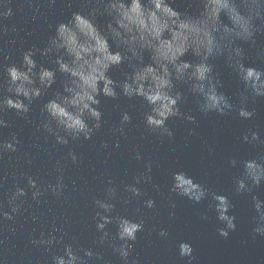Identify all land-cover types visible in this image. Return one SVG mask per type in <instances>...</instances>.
Listing matches in <instances>:
<instances>
[{
	"label": "clouds",
	"instance_id": "clouds-1",
	"mask_svg": "<svg viewBox=\"0 0 264 264\" xmlns=\"http://www.w3.org/2000/svg\"><path fill=\"white\" fill-rule=\"evenodd\" d=\"M55 2L50 0L48 7L51 8ZM2 7L0 18H10L13 15L10 0H4ZM81 9L72 12L67 21L55 25L45 47L29 48L21 53L19 64L3 65L6 80L0 84L4 92L0 96V128L11 127L3 118L8 111H14L16 117L27 120L33 103L45 97L57 83L59 88L42 103L40 112L43 118L37 130H42L64 146L70 139L90 140L102 128L101 96L111 100L124 97L129 101L138 98L145 107V128L169 139L173 137L167 123L170 119L184 118L195 122L193 115L181 109L188 100L185 91L195 98L197 109L204 116L211 113L225 116L232 111L245 120L255 116V111L250 110L247 103L249 97L253 102L264 97V68L246 66L245 49L241 45L254 47L256 37L264 36V0H195L193 11L177 10L170 0H86ZM99 17H105L102 23ZM9 31L15 32V26L11 29L7 25L0 26V34L7 35ZM189 54L193 59H184ZM37 55L48 57L49 64L53 66L39 63L35 59ZM260 55L264 59V52ZM220 58L244 86L239 105L233 104L220 90L223 83L214 63ZM114 68L120 71L122 79H113L109 75ZM131 121L132 116L127 111L122 112L119 125L112 129L113 134L126 135L124 126ZM249 131L251 137L245 134V142L264 144L258 132ZM19 144L16 136L0 141V159L6 154L11 157L18 151ZM116 147H119L118 143ZM68 155L73 163L77 162L73 152L69 151ZM135 158L141 159L138 151ZM230 163L236 166L237 160L232 159ZM240 163L243 175L235 179V190L252 193L264 182V154ZM146 172L149 174L135 176V183L126 185L125 191L134 197L143 196L144 192L136 185L142 181L152 182L151 162L146 165ZM26 179L28 187L35 189L32 198L39 202L43 192L31 176ZM171 180L169 193L186 197L196 204L210 197L213 202L210 206H214L218 220L225 225L217 231L222 237H228L229 232L235 229L236 219L229 215L234 207L229 198L211 191L184 171L173 172ZM107 183V199L93 200L98 243L104 245L110 240L120 241L119 244L110 243L109 247L123 264H138L135 259L129 261V257L137 234L144 230V220L112 216L115 204L111 201L115 200L117 189L112 186L114 182L111 179ZM14 187L15 191L7 201L11 211H0L5 220H12L14 214L20 212L21 204L17 201L27 196V190L18 183ZM62 188V177L58 178L56 185H48L57 198L62 196ZM252 201L257 213L253 217L256 224L253 232L264 236V201L255 195ZM128 202L124 201L125 204ZM144 205L152 209L155 201L146 199ZM170 206L174 208L175 203L170 201ZM109 224L116 225L115 236L107 230ZM57 231L59 229L54 228L47 237L41 233L40 239L32 242L50 250L57 243ZM158 235L167 238L169 234L161 229ZM60 240L62 242L63 237ZM193 251L188 242L178 244L179 256L188 258L187 264L195 259ZM93 258L102 260L98 252L80 246L73 237L72 242L63 243L62 254L51 256L50 264H89Z\"/></svg>",
	"mask_w": 264,
	"mask_h": 264
}]
</instances>
